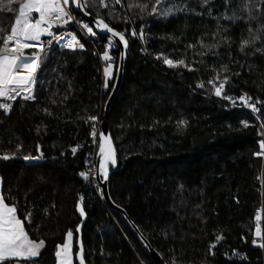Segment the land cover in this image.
I'll return each mask as SVG.
<instances>
[{"label":"trees","instance_id":"trees-1","mask_svg":"<svg viewBox=\"0 0 264 264\" xmlns=\"http://www.w3.org/2000/svg\"><path fill=\"white\" fill-rule=\"evenodd\" d=\"M154 2L122 0L116 5L108 0L109 7L99 9L111 27L125 32L129 42L123 82L107 120L118 159L108 180L110 198L165 264H172L173 257L177 264H264V247L252 242L258 211L264 232V157L254 155L264 133L257 121L264 120V106L257 105L262 108L257 119L250 109L230 108L207 83L227 65L229 72L221 78L229 76L225 87L229 96L238 101L248 94L264 101V52L248 48L245 52L250 54H241L240 41L249 36L242 20L221 21L229 28L225 35L230 45L203 49L198 41L213 42L216 21L199 6V0L170 3L182 7L187 2L204 15L188 12L167 18L148 15ZM245 2L232 0V8L245 15L240 11ZM129 4L149 8L141 13L138 7L129 10ZM258 4L259 0H252L253 8ZM210 6L214 16L224 12V0H213ZM88 11L95 18V11ZM110 11L118 18L110 19ZM256 15L258 20L250 22L253 29L264 24V16ZM124 17L130 22L125 23ZM13 18L6 10L0 12L4 29L0 43ZM141 26L145 43L139 37ZM133 29L137 35L131 39ZM75 33L84 49H53L37 74L36 99H17L8 114L0 110V155L15 157L0 160V192L7 203L17 205L20 218L32 213V222L24 221L26 231L31 238L46 241L36 258L38 264H56V245L63 243L69 229L74 233L77 264L75 229L80 220L75 204L81 196L87 217L82 229L85 264H157L122 217L106 208L98 188L78 175L93 153L91 132L97 120L102 122L119 49L116 45L110 49L114 70L105 88L101 55L107 37L92 38L89 43ZM261 36L259 47L264 49V33ZM189 44L196 47L189 49ZM204 51L208 54H196ZM157 56L184 59L195 70L165 67ZM198 83L211 94L197 88ZM89 116L96 121L87 120ZM181 120L187 121L183 127ZM76 146L73 155L71 149ZM25 155L41 158L26 162ZM217 235L223 239L213 255L209 246ZM261 243L264 238L258 240Z\"/></svg>","mask_w":264,"mask_h":264},{"label":"snow or ice","instance_id":"snow-or-ice-1","mask_svg":"<svg viewBox=\"0 0 264 264\" xmlns=\"http://www.w3.org/2000/svg\"><path fill=\"white\" fill-rule=\"evenodd\" d=\"M213 0H199V6L202 9H206L207 15L216 21V31L211 33L212 43L205 44L203 38L198 43L201 48L210 51L213 48H219L222 43L230 45V37L225 35L229 32V28L226 27L221 21H229L235 24L237 21H244L248 25V38H242L239 45V51L241 54L246 53L245 49L252 48L255 52H264V49L259 47L262 42L261 34L264 33V24H260L253 29L251 21L258 20L256 13L259 16H264V0H259L257 7L253 8L252 0H246L243 7L240 9L245 15L237 13L236 9L232 8V0H224V12L218 16L213 15V8L210 6ZM16 4L17 8H13L11 5ZM114 4H122V0H114ZM109 7L108 0H0V12L7 11L14 15L13 21L10 26V30L5 32L2 36V43H0V110H3L5 114H8L13 103L20 98L22 100H35L34 95L35 85L37 83V74L45 63L46 59L52 54L54 47L61 50H69L75 52L76 50H83L84 44L81 39L78 38L73 28L77 27L81 30L82 34H86L87 37L95 39H102L107 36V43L105 50L101 55V59L105 62L103 69L105 77V88L108 87V80L113 75L114 64L113 56L110 55V49L115 46L118 41L119 45L123 46L125 51L121 52V60L125 58V52L129 47V42L124 31H117L109 25L101 15L99 9H105ZM138 7L140 12L143 13L149 8L148 4H129L128 9ZM88 9L95 11V19L91 22H85L79 15L83 13V16H90L92 12ZM193 12L197 16L204 15V12H197L185 2L183 6L171 4L170 0H155L150 6L148 15L160 16L167 18L169 16L176 15L177 13ZM110 19H117L118 14L110 11ZM143 18V17H141ZM124 22L129 23V19L124 17ZM0 32H4L3 28H0ZM131 35L135 37L137 32L132 30ZM139 37L143 41L145 39L144 30L141 26ZM219 37V39H218ZM47 38V40L42 39ZM189 49H194L196 45H187ZM34 49L33 52L27 50ZM208 51L196 53L197 55H207ZM215 55V53H213ZM163 58V62L169 68H176L179 66H185L189 71H194L192 67L185 63L184 59L173 60L167 56H157V59ZM229 68L227 65L222 66L213 79L207 81L214 90V95L222 99L229 100L233 106L236 105V99L229 96L225 87L229 81L228 75L221 74L228 73ZM239 76V73H235ZM197 88L204 87L203 83H198ZM240 104L249 108L250 111L257 115V119H260L258 114L261 113L262 108L257 105L264 106V101L256 99L253 100L248 94L241 95L239 98ZM4 101H10L12 103H6ZM47 111V110H46ZM49 115L51 113H48ZM95 116H89L87 120L95 122ZM87 122V121H86ZM245 128L249 127L247 121H241ZM187 121L181 120L179 125L185 126ZM261 128H264V120L261 121ZM264 135V133H261ZM91 136L95 139L96 128L93 125ZM79 146L71 149L73 155L76 154ZM259 151L254 153L258 157H264V140H260L258 143ZM20 149L18 148L17 151ZM36 151L40 152V146L37 145ZM64 153H61L63 155ZM99 167L95 165L88 167V161L86 160V170L81 171L78 175L87 184L107 182L110 178V167L115 168L118 164L116 151L113 147V142L110 136L103 133L99 136ZM14 154L4 153L0 155V160L8 161L13 159ZM41 157L25 155L23 159L26 162L37 161ZM2 183V178H0ZM101 198H106L103 190L99 189ZM83 196L80 197V201L76 202L75 208L81 218L85 217V209L82 207ZM256 221V227L254 231L253 245L264 247V243L258 244V240L264 238V232L261 229V212L258 211L254 217ZM24 221L32 222V213L28 212L23 218L18 216V208L16 204H9L6 202V198L2 192H0V264H38L36 258L40 256L41 251L46 246L44 239H33L30 237L28 231H26ZM81 231L78 225L75 229L76 233ZM223 237L217 235L215 242L209 246V253L213 254V249L221 242ZM76 247L75 259L79 261V264H85V257L83 255V244L79 239L75 241ZM233 255H238L235 251ZM227 257V253H225ZM74 233L69 229L63 238L62 244L56 245L55 258L56 264H74ZM172 264H177L176 258L173 257Z\"/></svg>","mask_w":264,"mask_h":264},{"label":"water","instance_id":"water-1","mask_svg":"<svg viewBox=\"0 0 264 264\" xmlns=\"http://www.w3.org/2000/svg\"><path fill=\"white\" fill-rule=\"evenodd\" d=\"M79 15L82 17V19H84L86 22H91L93 21L95 18L90 16H83V13H79ZM107 37V36H105ZM116 47L119 49V58H118V63H117V68H116V73H115V78H114V82H113V86L112 89L109 93L108 98L106 99L105 105H104V115H103V119L100 125L101 128V133L110 136L109 130H108V116H109V112L110 109L112 107V104L121 88L122 82H123V78H124V69H125V64H126V58H127V50L125 52V58L123 60H121V52L125 51L123 49V46L119 45L118 41L116 42ZM111 138V136H110ZM113 142V141H112ZM114 147V146H113ZM99 149H98V153H97V157H96V163L95 166L98 169L99 164ZM117 166L115 168L109 169L110 171V175L116 170ZM97 186L99 189L103 190L105 197L102 199V202L104 203V205L106 206L107 209H109L110 211L119 214L122 219L125 221V223L128 225V227L132 230V232L138 237L139 241L141 242L142 246L146 249V251L149 253V255L155 260V262L157 264H165L164 261L162 260V258L152 249V247L149 245L148 241L142 236V234L139 232V230L136 228V226L132 223V221L129 219V217L127 216V214L125 213L124 210L120 209L119 207H117L111 200L110 195H109V186H108V181L107 182H100L98 181ZM78 218L80 220V228L81 231L77 234V239H79V241L82 242V229L83 226L87 220L86 214L84 218H81L79 213L77 212ZM76 250H78V248L76 247ZM83 255H84V248H83ZM77 264H79V261L76 260Z\"/></svg>","mask_w":264,"mask_h":264},{"label":"built area","instance_id":"built-area-1","mask_svg":"<svg viewBox=\"0 0 264 264\" xmlns=\"http://www.w3.org/2000/svg\"><path fill=\"white\" fill-rule=\"evenodd\" d=\"M78 30L79 32H80V34H81V36L87 41V42H89V43H91V39L92 38H90V37H87L86 36V34H82L81 33V30L78 28V26L77 27H75V28H73V31L74 30ZM131 39H133L134 37L133 36H131L130 37ZM42 39H45V40H47V38H42ZM143 43H145V39L143 40ZM54 48H56V47H54ZM56 49H60V48H56ZM79 50V49H78ZM28 52H33V51H35L34 49H29V50H27ZM165 67H168L167 65H164ZM169 68V67H168ZM208 86H211V85H209L208 84ZM212 87V86H211ZM204 90H205V86L204 87H202ZM206 91V90H205ZM220 98V97H219ZM17 99H19V98H17ZM221 100H224V101H226V103L229 105V107L230 108H235V109H240L241 107H243L241 104H240V102H238V103H236V105L235 106H233V104L229 101V100H226V99H222V98H220ZM4 102H10V101H4ZM243 108H245V107H243ZM245 109H249V108H245ZM100 121H98L97 120V122H96V124L94 125L95 126V128H96V137H95V139L93 138V144H92V146H93V153L91 154V156H90V161H89V163H88V167H91L92 165H95V163H96V157H97V153H98V147H99V136H100V132H101V128H100ZM256 222V221H255Z\"/></svg>","mask_w":264,"mask_h":264},{"label":"bare ground","instance_id":"bare-ground-1","mask_svg":"<svg viewBox=\"0 0 264 264\" xmlns=\"http://www.w3.org/2000/svg\"><path fill=\"white\" fill-rule=\"evenodd\" d=\"M74 31H75V32L77 31L78 33H80V32H79L78 30H76V29H75ZM156 61H157V60H156ZM202 89H203V88H202ZM211 89H212V88H211ZM203 90H204V89H203ZM207 90H208V89H207ZM204 92L206 93L207 91L204 90ZM212 92H213V94H214V90H213V89H212ZM207 93H208V94H211V92H207ZM218 98H219V97H218ZM236 102L238 103L239 100L236 101ZM234 109H235V108H234ZM244 114H245V113H244ZM260 114H262V113H260ZM245 118H246V117H245ZM102 119H103V118H102ZM250 120H251V119H250ZM250 120H249V121H250ZM252 121H253V119H252ZM257 121H258L259 124H261V121H259V120H257ZM96 122H97V121H96ZM96 122H95V124H96ZM260 129H261V131H263L264 128H261V127H260ZM261 140H264V135L261 136ZM93 142H94V141L92 140V144H93ZM98 149H99V147H98ZM85 170H86V169H85ZM95 185H97V184H92V187H93L94 189L96 188ZM262 262H263V261H262Z\"/></svg>","mask_w":264,"mask_h":264},{"label":"rangeland","instance_id":"rangeland-1","mask_svg":"<svg viewBox=\"0 0 264 264\" xmlns=\"http://www.w3.org/2000/svg\"><path fill=\"white\" fill-rule=\"evenodd\" d=\"M104 75V74H103ZM112 79V76H111V78L108 80V81H110ZM112 167H110V169H111ZM95 184V183H94ZM95 187L96 188H98L96 185H95ZM0 189H1V183H0ZM74 258V257H73Z\"/></svg>","mask_w":264,"mask_h":264}]
</instances>
